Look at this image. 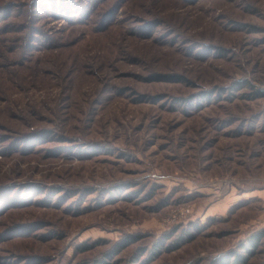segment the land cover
<instances>
[{
	"label": "rangeland",
	"instance_id": "1",
	"mask_svg": "<svg viewBox=\"0 0 264 264\" xmlns=\"http://www.w3.org/2000/svg\"><path fill=\"white\" fill-rule=\"evenodd\" d=\"M239 254L264 264V0H0V264Z\"/></svg>",
	"mask_w": 264,
	"mask_h": 264
},
{
	"label": "trees",
	"instance_id": "2",
	"mask_svg": "<svg viewBox=\"0 0 264 264\" xmlns=\"http://www.w3.org/2000/svg\"><path fill=\"white\" fill-rule=\"evenodd\" d=\"M38 14H39V12H38ZM64 14V13H63ZM62 14V15H63ZM65 18H69L66 14H65ZM61 17H63V16H61ZM32 33H37V32H34V31H31ZM29 34H31V33H29ZM251 244L253 245V246H255V244H254V242L253 241H251ZM250 254H252V251H251V249H248V255H250ZM247 256H241L240 254L239 255H237V257H236V260H235V264H246V261H247Z\"/></svg>",
	"mask_w": 264,
	"mask_h": 264
}]
</instances>
